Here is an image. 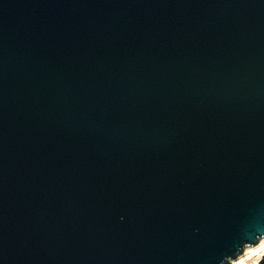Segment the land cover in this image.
Listing matches in <instances>:
<instances>
[{"label":"water","instance_id":"water-1","mask_svg":"<svg viewBox=\"0 0 264 264\" xmlns=\"http://www.w3.org/2000/svg\"><path fill=\"white\" fill-rule=\"evenodd\" d=\"M263 237L264 0H0V264Z\"/></svg>","mask_w":264,"mask_h":264},{"label":"bare ground","instance_id":"bare-ground-1","mask_svg":"<svg viewBox=\"0 0 264 264\" xmlns=\"http://www.w3.org/2000/svg\"><path fill=\"white\" fill-rule=\"evenodd\" d=\"M264 254V237L257 243L248 245L245 251L235 259L236 264H262L259 257Z\"/></svg>","mask_w":264,"mask_h":264}]
</instances>
